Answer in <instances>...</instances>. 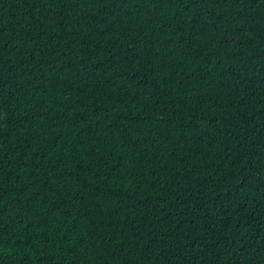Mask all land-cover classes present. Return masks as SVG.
<instances>
[{
	"label": "trees",
	"instance_id": "16d2710c",
	"mask_svg": "<svg viewBox=\"0 0 264 264\" xmlns=\"http://www.w3.org/2000/svg\"><path fill=\"white\" fill-rule=\"evenodd\" d=\"M0 264H264V0H0Z\"/></svg>",
	"mask_w": 264,
	"mask_h": 264
},
{
	"label": "snow or ice",
	"instance_id": "6c2138e0",
	"mask_svg": "<svg viewBox=\"0 0 264 264\" xmlns=\"http://www.w3.org/2000/svg\"><path fill=\"white\" fill-rule=\"evenodd\" d=\"M0 123H2V122H0Z\"/></svg>",
	"mask_w": 264,
	"mask_h": 264
}]
</instances>
